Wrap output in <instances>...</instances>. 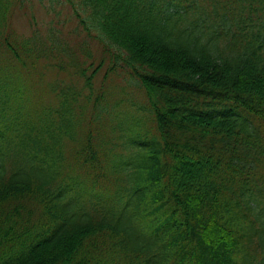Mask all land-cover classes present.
<instances>
[{
	"label": "trees",
	"instance_id": "16d2710c",
	"mask_svg": "<svg viewBox=\"0 0 264 264\" xmlns=\"http://www.w3.org/2000/svg\"><path fill=\"white\" fill-rule=\"evenodd\" d=\"M39 1L0 0V264H264V0Z\"/></svg>",
	"mask_w": 264,
	"mask_h": 264
},
{
	"label": "rangeland",
	"instance_id": "374dc122",
	"mask_svg": "<svg viewBox=\"0 0 264 264\" xmlns=\"http://www.w3.org/2000/svg\"><path fill=\"white\" fill-rule=\"evenodd\" d=\"M47 2V0H45ZM28 6V12H32L34 14L35 20L38 23L39 27H43L44 29L50 24V16H52L53 11L51 10L50 13L46 10L45 4L42 3L39 0H30V2L27 4ZM64 15L67 16L68 18H73L72 14L67 6H63L62 8ZM27 14V10H26ZM65 18V17H64ZM63 16L61 17V21L57 22H62ZM57 22L55 24L57 25ZM48 23V24H47ZM17 26L21 32H27L28 28L26 26V16H21L17 20ZM66 32H68V29L65 27L64 29ZM119 79H117V83L115 86H121L122 82H124V73L119 74ZM129 91H131L129 89ZM136 94L138 95V91L136 90Z\"/></svg>",
	"mask_w": 264,
	"mask_h": 264
}]
</instances>
